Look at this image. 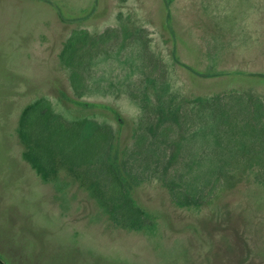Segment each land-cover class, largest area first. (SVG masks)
Listing matches in <instances>:
<instances>
[{
  "label": "rangeland",
  "instance_id": "1",
  "mask_svg": "<svg viewBox=\"0 0 264 264\" xmlns=\"http://www.w3.org/2000/svg\"><path fill=\"white\" fill-rule=\"evenodd\" d=\"M75 33L88 38L70 67ZM253 98L264 105V0H0V259L264 264ZM39 99L114 130L138 229L121 223L125 199L92 190L98 167L46 181L26 161L19 121Z\"/></svg>",
  "mask_w": 264,
  "mask_h": 264
},
{
  "label": "trees",
  "instance_id": "2",
  "mask_svg": "<svg viewBox=\"0 0 264 264\" xmlns=\"http://www.w3.org/2000/svg\"><path fill=\"white\" fill-rule=\"evenodd\" d=\"M102 37L105 39L104 35ZM87 38V33H75L69 38L61 52V59L67 66H74L77 44ZM94 43L95 40H89V44ZM70 79L74 90L80 93L84 88L81 74L73 70ZM250 102L254 114L261 119L264 112L262 101L253 98ZM18 135L24 145V158L44 180L54 177L59 168L65 167L81 178L83 168L98 167L96 172L100 183H93L92 190L103 188L112 198L125 199L118 210L124 226L138 229L143 223L145 213L127 198L120 166L113 160L116 137L111 127L87 118L68 121L54 112L48 100L39 99L23 110Z\"/></svg>",
  "mask_w": 264,
  "mask_h": 264
},
{
  "label": "water",
  "instance_id": "3",
  "mask_svg": "<svg viewBox=\"0 0 264 264\" xmlns=\"http://www.w3.org/2000/svg\"><path fill=\"white\" fill-rule=\"evenodd\" d=\"M0 264H5V263L0 259Z\"/></svg>",
  "mask_w": 264,
  "mask_h": 264
}]
</instances>
